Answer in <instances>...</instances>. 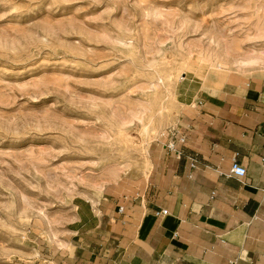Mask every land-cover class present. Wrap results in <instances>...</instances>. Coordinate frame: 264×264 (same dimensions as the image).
<instances>
[{
  "label": "rangeland",
  "instance_id": "374dc122",
  "mask_svg": "<svg viewBox=\"0 0 264 264\" xmlns=\"http://www.w3.org/2000/svg\"><path fill=\"white\" fill-rule=\"evenodd\" d=\"M263 72L264 0H0V264L64 248L196 92Z\"/></svg>",
  "mask_w": 264,
  "mask_h": 264
},
{
  "label": "crops",
  "instance_id": "0c3cea01",
  "mask_svg": "<svg viewBox=\"0 0 264 264\" xmlns=\"http://www.w3.org/2000/svg\"><path fill=\"white\" fill-rule=\"evenodd\" d=\"M194 99L179 128L198 167L150 149L146 175L75 204L64 248L38 264H264V72L230 76ZM233 157L246 168L242 178L228 174Z\"/></svg>",
  "mask_w": 264,
  "mask_h": 264
},
{
  "label": "built area",
  "instance_id": "2783aa9c",
  "mask_svg": "<svg viewBox=\"0 0 264 264\" xmlns=\"http://www.w3.org/2000/svg\"><path fill=\"white\" fill-rule=\"evenodd\" d=\"M165 139L162 143V147L172 152L177 158L185 157L189 161V167L191 170H194L198 167V158L195 153H186L184 147L187 142V135L180 128L170 127L167 129ZM228 174L235 178H242L246 174V168L237 161L235 157L232 158ZM189 177L191 174L188 175ZM167 213L166 209H160L156 211L157 215H165Z\"/></svg>",
  "mask_w": 264,
  "mask_h": 264
},
{
  "label": "bare ground",
  "instance_id": "6f19581e",
  "mask_svg": "<svg viewBox=\"0 0 264 264\" xmlns=\"http://www.w3.org/2000/svg\"><path fill=\"white\" fill-rule=\"evenodd\" d=\"M223 80H224V79H221V80L218 82V84H217L218 89L221 88V86H222V84H223Z\"/></svg>",
  "mask_w": 264,
  "mask_h": 264
}]
</instances>
